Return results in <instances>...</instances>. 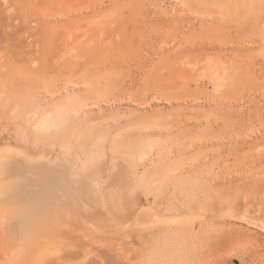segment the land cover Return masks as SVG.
Returning <instances> with one entry per match:
<instances>
[{
  "label": "rangeland",
  "instance_id": "rangeland-1",
  "mask_svg": "<svg viewBox=\"0 0 264 264\" xmlns=\"http://www.w3.org/2000/svg\"><path fill=\"white\" fill-rule=\"evenodd\" d=\"M236 1L0 0V264L19 203L65 188L149 264H264V0ZM143 210L178 223L139 234Z\"/></svg>",
  "mask_w": 264,
  "mask_h": 264
},
{
  "label": "bare ground",
  "instance_id": "bare-ground-1",
  "mask_svg": "<svg viewBox=\"0 0 264 264\" xmlns=\"http://www.w3.org/2000/svg\"><path fill=\"white\" fill-rule=\"evenodd\" d=\"M227 1H229V0H227ZM225 2L226 1H224V3ZM236 4H238V3H236ZM225 5L227 6L228 4L225 3ZM231 5H232V3H231ZM257 27L260 28V26H257ZM35 124L36 123H34L33 126ZM35 127L37 128V126H35ZM36 134H41V131L38 130L36 132ZM60 147H62L64 149V151L67 152L69 150L70 145H69V143H63ZM51 166L52 165H50V167ZM54 168L57 169V167H54ZM50 169L51 168H49L48 170H50ZM65 169H67L66 171H68L66 174L69 173L70 176L72 175V177H73L72 179H74L78 176H79V178H80V176L82 177L81 172L75 166H73V167H70V166L67 167L66 166ZM37 170H39V169H37ZM52 170H54V169H52ZM62 170H64V169H62ZM54 171H52V172L54 173ZM59 171H61V170L59 169ZM57 172H58V169L56 170V173ZM48 173H50V172H48ZM58 173H59L58 174V176H59L63 172L62 173L58 172ZM52 175H56V174H52ZM68 175H66V177ZM13 176H14V174H13ZM58 176L56 175V177H58ZM147 176L148 175H141L138 179L139 183L142 185H145L146 181H147ZM85 177H82V178L84 179ZM62 178H64V177H62ZM20 179H22V178H20ZM56 179H59V178H56ZM85 179L88 180V178H85ZM59 180H61V179H59ZM90 180H92V179H90ZM65 181H66V179H65ZM67 182H70V181L67 180ZM63 183L64 182L62 181V184ZM88 184H90V183H88ZM91 184H94V183L91 182ZM54 185L56 187V183ZM60 186H61V183H60L59 187ZM62 186H64V185H62ZM70 186H71V184H70ZM90 187H93V186H90ZM79 188H82V187H79ZM33 189H35V188H33ZM49 189H51V188H49ZM67 190L69 192H67ZM65 191H66V193H65ZM65 191L63 190V192H62L59 190V194L61 193L60 196L58 193L57 194L55 193L56 195H58L57 199L54 195V197H52V200L49 199L48 203L45 201L48 204L47 207H49V204L51 203V206H50L51 208L49 207L50 209L49 208L44 209V210L42 208H41L42 210L39 209L40 205H38V204L42 203L44 201L43 199H42V202L30 201V203L28 205H26V207H25V203H22L23 205L21 203H19L20 207L22 208V211H19V213H16L12 217V219L9 222L10 226H8L6 228H7V231L9 233V237L11 239H13L14 241H16L17 239H19L22 236L24 238L23 240L26 241L25 242L26 245H24L26 247L24 250L21 247L22 248L21 250L25 251L24 254L21 253V251L19 250L20 248L14 250V251L19 250L20 251L19 252L20 254H19V253L13 252V249H11V248L5 249L6 247H5V245H3L4 243L1 242L2 244L0 246L5 247V248L2 247L1 249H5V252L8 255V258L6 256V258L9 259L8 264H42V262L44 261L43 259H46L47 257H49V258L54 257L53 259L57 263H60V261L64 262L68 259L70 260L72 258V262L70 261V263L79 264V263L84 262L86 259L90 258L92 255L97 256L100 259L102 264H123L122 258L125 259L127 256H129L128 253H132V251L134 249L131 250L129 248H130V246L135 247L136 242L133 241V239H132L133 236L129 238L128 237L129 235L127 236L125 234L124 230H122V231H124L122 233L119 228L127 229V227H128V231H129L130 225H128V223L126 221L125 222L127 224L122 222L123 220L119 221L120 219L118 220V219L114 218L113 215H111L109 213V211L106 208H104V204H102V207L97 202L96 203L94 202V204H90L92 202L91 201L89 204H87V202H88L87 199L85 198L86 200H84L82 198L84 196L80 197V199L82 198L83 201H87L86 203L82 202V200L80 201L79 196L76 198V195L74 196L71 193L70 189L65 188ZM88 192H93V191H88ZM96 197L97 196L95 195V198ZM27 203L28 202H26V204ZM22 206H24V207H22ZM44 206H45V204H44ZM33 207L36 209V214H35V211H33L34 209H32ZM102 208H104V210ZM143 208H144V206H143ZM31 209H32V211H31ZM38 212H39V214H37ZM228 212H230V210ZM50 213H52V214L50 215ZM161 213H163V212L159 213V212L148 211V210L147 211H145V210L141 211L140 214L137 216V218L133 222L131 221L132 225L134 224L133 227L136 226V228H133V229H136L137 231L141 232L142 230H146V231L153 230L154 228L160 227L162 225H163V227L166 225L165 228H168V226H171L170 225L171 222H174V224L178 223L177 220L173 221V219L175 217L172 218V217H169L170 215L166 216V215L161 214ZM34 214L38 216L37 219L34 218ZM186 216H188V215H186ZM32 218H34V221H35L34 224L31 223ZM192 218H194V217H192ZM236 219H238V218H236ZM248 222L255 225L260 230L264 231V220L249 219ZM187 224H188L187 227L188 226L191 227V222H190V225H189V222ZM184 225H186V224H184ZM178 226H176V227H178ZM174 227H175V225H174ZM25 230H27V231H25ZM130 230H131V227H130ZM128 231H126V233H128ZM134 231H131V232H134ZM24 232H26L25 236H23ZM131 232H129V233L132 234ZM142 233L143 232H141L139 234H142ZM139 234H137V235H139ZM181 236H182V234H181ZM10 238L8 240H11ZM8 240H7V243L9 242ZM7 243H6V245H7ZM128 243L130 244V246L128 245ZM9 244H10V242H9ZM44 248H46V250H45L46 253H41L44 251L43 250ZM136 251H137V254H136L135 261H134L135 256L132 257L133 258L132 261L127 260L128 259L127 258L126 262L124 261L126 264H149V262H153L156 258V254H153L150 258H147L145 255V251L140 244L136 246ZM2 253H3V251H2ZM133 253H135V250ZM40 255L42 257H40ZM68 261H66V262H68Z\"/></svg>",
  "mask_w": 264,
  "mask_h": 264
}]
</instances>
